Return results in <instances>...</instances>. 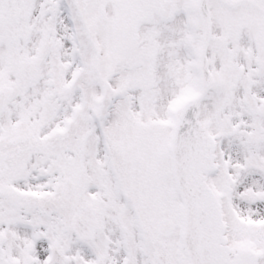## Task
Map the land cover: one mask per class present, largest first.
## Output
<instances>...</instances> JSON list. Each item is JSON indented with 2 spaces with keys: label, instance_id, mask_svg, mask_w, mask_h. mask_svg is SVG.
<instances>
[{
  "label": "snow or ice",
  "instance_id": "obj_1",
  "mask_svg": "<svg viewBox=\"0 0 264 264\" xmlns=\"http://www.w3.org/2000/svg\"><path fill=\"white\" fill-rule=\"evenodd\" d=\"M0 264H264V0H0Z\"/></svg>",
  "mask_w": 264,
  "mask_h": 264
}]
</instances>
